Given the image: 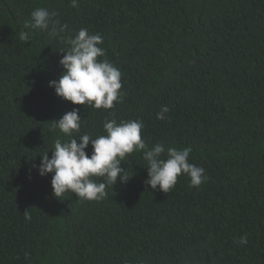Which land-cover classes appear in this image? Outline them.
<instances>
[{
    "label": "trees",
    "instance_id": "trees-1",
    "mask_svg": "<svg viewBox=\"0 0 264 264\" xmlns=\"http://www.w3.org/2000/svg\"><path fill=\"white\" fill-rule=\"evenodd\" d=\"M36 8L67 25L59 37L25 28ZM81 28L102 36L99 59L121 72L112 109L48 86ZM73 108L75 138L140 119L148 148H190L207 181L180 175L170 192L153 190L141 150L103 200L56 198L34 165L68 139L52 123ZM0 264H264V0H0Z\"/></svg>",
    "mask_w": 264,
    "mask_h": 264
},
{
    "label": "clouds",
    "instance_id": "clouds-1",
    "mask_svg": "<svg viewBox=\"0 0 264 264\" xmlns=\"http://www.w3.org/2000/svg\"><path fill=\"white\" fill-rule=\"evenodd\" d=\"M70 4L77 7L78 0H70ZM56 15L55 11L36 8L30 13V19L25 21V28L47 31L52 38L59 37L67 25L54 20ZM28 36L29 33H24L21 39L27 41ZM63 42L68 47L59 50L63 53L58 61L62 71L57 79L48 81L55 94L74 105H89L96 109H112L115 103L122 102L120 70L106 58L99 59L106 57L105 50L100 47L102 36L81 28L75 36ZM78 112L73 108L58 121L53 120L52 128L59 129L68 139H56L50 149L51 157L46 151L40 155L39 165H34L40 176L51 174L50 185L56 198L71 192L84 200H103L108 196L106 188L114 185L118 177L121 182L130 177L120 167L121 161L126 155L141 150L147 166L145 183L153 190L158 186L160 191L170 192L180 175L189 178V187H199L207 181L205 169L189 162L190 148L165 149L162 144L148 148L141 137L143 121L140 119L119 123L115 118L105 119L102 123L105 134L93 136L84 133L75 138L73 134L78 133L81 126ZM168 112V106L162 105L156 118L164 120ZM89 144L92 149L90 155L86 153ZM95 177H102L105 182L98 183ZM24 218L31 219L27 210ZM238 243L246 245L247 236H241Z\"/></svg>",
    "mask_w": 264,
    "mask_h": 264
}]
</instances>
